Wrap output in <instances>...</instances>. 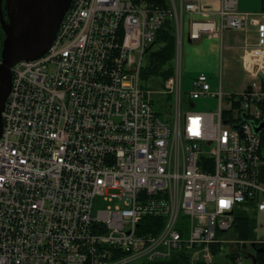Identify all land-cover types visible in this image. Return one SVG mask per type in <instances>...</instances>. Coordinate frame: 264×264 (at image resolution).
Wrapping results in <instances>:
<instances>
[{
    "label": "built area",
    "instance_id": "1",
    "mask_svg": "<svg viewBox=\"0 0 264 264\" xmlns=\"http://www.w3.org/2000/svg\"><path fill=\"white\" fill-rule=\"evenodd\" d=\"M190 14L208 18L193 22L191 40L215 31L210 14L222 30L247 26L238 0L214 12L201 0H73L48 52L13 67L0 138V264H216L233 243L236 207L257 201L264 211V130L254 131L264 123V66L239 93H212L205 73L185 92ZM168 20L173 74L147 95L142 71ZM249 53L264 59V23ZM209 96L216 113L193 110ZM105 195L115 205L94 215Z\"/></svg>",
    "mask_w": 264,
    "mask_h": 264
},
{
    "label": "crops",
    "instance_id": "2",
    "mask_svg": "<svg viewBox=\"0 0 264 264\" xmlns=\"http://www.w3.org/2000/svg\"><path fill=\"white\" fill-rule=\"evenodd\" d=\"M202 5L209 11H217L220 8L221 0H201ZM238 11L247 15V26L243 30H222L219 24V18L216 15H208L214 22L215 31L210 33H202L199 39L191 40L193 22L207 20L208 18L202 14H190L185 18L184 35L189 43L194 44L198 52H208L217 61L225 60L229 67L240 69L250 79V84L244 86L243 90L252 85L255 81L253 72L259 65L264 66V59L255 58L249 52L256 47L258 42V25L264 23V0H238ZM184 39V38H183ZM222 70V68H221ZM264 75L260 71L259 79L262 80ZM242 90V91H243ZM260 183L264 189V160L260 167ZM240 211L238 219H247L250 223L247 240H233L229 246L233 251L228 255L220 256L219 264H246L251 260L250 264H256L257 252L252 247L253 243H263L264 239L258 240L253 233H256L258 226L264 222V211H260L257 201L242 203L238 206ZM234 231V228L231 232ZM240 245V248H238ZM252 248L253 252L250 253ZM258 248H260L258 246ZM148 264H185L178 256L173 258L155 260Z\"/></svg>",
    "mask_w": 264,
    "mask_h": 264
},
{
    "label": "water",
    "instance_id": "3",
    "mask_svg": "<svg viewBox=\"0 0 264 264\" xmlns=\"http://www.w3.org/2000/svg\"><path fill=\"white\" fill-rule=\"evenodd\" d=\"M73 0H0V27L5 34L0 60V138L3 112L11 92L13 67L44 56L51 48ZM264 123L254 125L261 133ZM257 253L264 251L256 243Z\"/></svg>",
    "mask_w": 264,
    "mask_h": 264
},
{
    "label": "rangeland",
    "instance_id": "4",
    "mask_svg": "<svg viewBox=\"0 0 264 264\" xmlns=\"http://www.w3.org/2000/svg\"><path fill=\"white\" fill-rule=\"evenodd\" d=\"M194 44H191L186 40V35H184V42H183V51H182V74H183V85L184 91L190 92L193 89V79L196 78L200 73H205L211 84V92L218 93L220 87L222 88L225 94H235L239 93L243 90L244 86L250 84V79L248 76L243 72L242 67L240 69H235L229 67L227 62L222 59V61L215 60L213 56L209 55L208 52H198L195 48ZM222 68V70H221ZM163 89L161 86L160 81H149L146 85V92L149 95L151 92H155L156 90ZM154 101V106L158 109L161 116L164 113H169L168 107H162L161 103L163 100L162 97L153 95L152 96ZM193 110L205 113H216L219 109V99L217 97H203L193 102ZM224 110H232L231 104L228 101H225L223 104ZM191 107L188 104H185L183 111H188ZM232 113L233 116H236V110L233 109ZM173 115H171L172 118ZM214 121L218 123V116H214ZM112 194V192H109ZM109 198L107 195L99 196L94 200V212L95 215L98 210H106L108 207L114 206L115 204L111 201L107 200ZM235 215L239 217L240 211L238 210V206L235 209ZM254 236L258 240L264 239V222L261 223L256 233H253ZM229 236L233 240H241L239 238L236 229L233 232L229 233ZM240 248V245H238ZM229 252L233 251V248L228 249ZM252 248L250 249V253H252ZM251 262V260H249ZM246 261V264H250V262ZM144 260H138L131 264H144Z\"/></svg>",
    "mask_w": 264,
    "mask_h": 264
},
{
    "label": "trees",
    "instance_id": "5",
    "mask_svg": "<svg viewBox=\"0 0 264 264\" xmlns=\"http://www.w3.org/2000/svg\"><path fill=\"white\" fill-rule=\"evenodd\" d=\"M152 1L156 4L166 5V0ZM174 30V23L171 20H168L159 30L155 46L149 51L147 65L142 71V78L145 82L159 80L163 83L173 74L176 44ZM4 38L5 34L0 27V60ZM249 225L247 219H237L236 221L234 229L242 240L248 238ZM258 246L264 249V242L258 243ZM256 264H264V251L257 253Z\"/></svg>",
    "mask_w": 264,
    "mask_h": 264
}]
</instances>
